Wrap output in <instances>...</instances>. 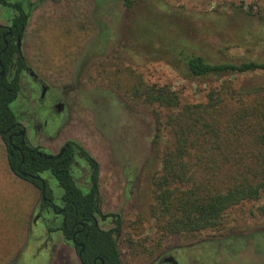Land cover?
<instances>
[{
	"label": "rangeland",
	"instance_id": "1",
	"mask_svg": "<svg viewBox=\"0 0 264 264\" xmlns=\"http://www.w3.org/2000/svg\"><path fill=\"white\" fill-rule=\"evenodd\" d=\"M97 1L101 15L95 31L81 16L50 17L41 32L42 46L27 52L31 67L47 84L62 92L75 87L73 116L80 121L75 136L92 143L101 160L106 209L118 205L121 215L117 244L123 262L153 264L174 247L186 252L185 245L196 237L235 232L243 236L220 246L224 251L220 263L264 264V197L228 211L220 231L163 239L156 234L149 214L151 182L160 170L161 153L169 139L164 122L172 111L144 104L133 94L139 81L167 86L185 105L205 102L209 90L224 81L237 88L264 87V72L215 81L214 77L190 79L182 75V68L172 65L181 50L180 32L181 42L196 45L200 54L215 61L224 55L232 60H264V0H116L115 6L114 0ZM127 1L131 7L124 11ZM157 16L167 20L155 21ZM172 44L175 51L161 50ZM23 88L16 103L21 111L34 108L30 95L33 99L35 93L25 78ZM5 157L0 141V264H26L34 251L26 239L40 193L10 173ZM50 181L52 195L60 201L62 191L54 179ZM180 256L188 264L187 254Z\"/></svg>",
	"mask_w": 264,
	"mask_h": 264
},
{
	"label": "trees",
	"instance_id": "2",
	"mask_svg": "<svg viewBox=\"0 0 264 264\" xmlns=\"http://www.w3.org/2000/svg\"><path fill=\"white\" fill-rule=\"evenodd\" d=\"M127 1V5H130ZM249 16L251 12L242 11ZM237 17L238 15H233ZM157 16L155 21L165 22ZM16 23L20 18H16ZM222 21H217V23ZM180 32L178 37L182 39ZM180 41L174 67L182 68L190 79L237 77L264 72V60H232L224 55L213 60L200 54L196 45ZM176 45L161 50L175 51ZM3 42L0 41V50ZM185 48H189L187 50ZM8 48L0 55L4 66L12 60ZM19 91L17 79H0V114L9 121L13 115L8 105ZM133 94L144 104L170 109L164 126L169 139L161 153L159 172L152 177L153 203L149 214L153 229L161 239L195 236L206 231H220L225 226L228 211L245 202H256L264 197V87L237 88L224 81L209 90L206 101L181 105L178 95L167 86L149 85L139 81ZM72 145H76L73 144ZM91 168V187L83 194L70 175L72 146L60 159L35 158L32 171L50 170L63 190L66 216L70 224L82 222L88 234H102L103 244H97V254L104 253L111 264H120L118 252L109 232H98L91 218L100 215L97 190L98 165L83 150ZM12 172L28 173L29 162L12 152L8 157ZM31 173V172H29ZM38 185L37 181H33ZM264 214V207H261ZM88 250L91 249L88 247ZM89 252V253H90Z\"/></svg>",
	"mask_w": 264,
	"mask_h": 264
},
{
	"label": "flooded vegetation",
	"instance_id": "3",
	"mask_svg": "<svg viewBox=\"0 0 264 264\" xmlns=\"http://www.w3.org/2000/svg\"><path fill=\"white\" fill-rule=\"evenodd\" d=\"M114 0L112 6H115ZM100 2L97 0H0V41L3 48L0 55L8 48L13 53L12 60L6 66L0 61V79H17L19 91L12 103L8 105L13 115L9 121L0 114V141L6 153V165L10 173L25 181L40 193V202L35 204V216L32 232H29L27 242L34 247L26 264H111L104 253L97 254L95 246L103 244L102 234H88L82 222L70 224L66 216V202L63 201V190L50 170L32 171L35 158L46 160L60 159L64 151L72 146L70 175L77 188L87 193L91 187V168L86 162L81 150L86 152L98 165L97 190L99 195L100 215L93 216L91 223L98 232H109L115 243L120 264L121 252L117 244V234L121 227V215L118 205L113 210H107V200L104 196L105 180L102 163L97 157L92 143L76 137L80 130V121H74L72 102L74 100V86H69L62 92L59 88L45 82V77L36 72L30 64L27 49L42 46L41 32L47 27L46 21L56 19L57 16H81L85 25L95 31L97 16L101 15ZM115 4V5H114ZM102 5L108 6L107 2ZM126 11L131 7L125 3ZM103 11V10H102ZM108 12L107 9L105 13ZM16 18L20 21L16 23ZM26 53V54H25ZM26 79L30 91H33L34 108L21 111L17 102L22 94L23 79ZM73 93V95H72ZM76 144V145H72ZM16 152L21 156V164L25 158L29 162V172L19 174L11 171L8 157ZM54 179L62 191L60 201H55L50 180ZM33 181H37L38 185ZM105 225L111 227L105 228ZM243 236L241 233L229 232L226 236L220 233H210L203 237L191 239L185 245V251L169 249L168 253L157 258L153 264H184L180 255L187 254L188 264H224L220 263L224 251L220 246ZM245 237V236H244ZM250 239V238H245ZM88 247L91 249L88 250ZM198 251L199 253L194 255ZM90 252V253H89ZM213 252V254H212ZM190 253V254H188ZM210 261H205L210 255ZM213 260V262L211 261ZM23 264V262H21Z\"/></svg>",
	"mask_w": 264,
	"mask_h": 264
}]
</instances>
